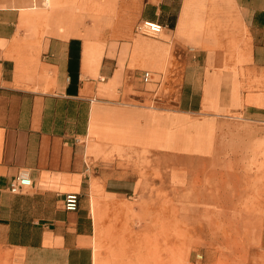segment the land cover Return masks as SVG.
Masks as SVG:
<instances>
[{"label": "crops", "instance_id": "1", "mask_svg": "<svg viewBox=\"0 0 264 264\" xmlns=\"http://www.w3.org/2000/svg\"><path fill=\"white\" fill-rule=\"evenodd\" d=\"M196 1L147 0L143 21L163 26L156 42L120 27L63 35L46 24L43 0H0V264H123L124 242L133 247L136 234L108 227L136 216L141 225L151 217L150 195L173 190L146 184L143 156L165 171L174 158L216 163L224 127L245 129L264 151V0ZM195 133L211 143L209 153L181 149ZM21 173L31 185L13 194ZM220 173L187 169L213 179L193 192L197 208L230 209L231 190L251 193L229 171L221 207ZM260 173L245 233L264 264ZM68 194L79 195L74 212L64 210Z\"/></svg>", "mask_w": 264, "mask_h": 264}, {"label": "rangeland", "instance_id": "2", "mask_svg": "<svg viewBox=\"0 0 264 264\" xmlns=\"http://www.w3.org/2000/svg\"><path fill=\"white\" fill-rule=\"evenodd\" d=\"M146 2L147 0H43L40 7L48 11L46 24L48 22V25L55 24L63 35L75 34L85 38L97 36V33L91 34V32L102 31L105 27H120L130 31V36L136 34L139 39L145 40V36L137 31V27L143 21L140 14ZM210 3L206 0L195 2L196 6L201 7ZM160 36L151 40L164 41V37ZM158 79L155 78L156 81ZM195 134L194 138H188V143L185 147L182 145L181 149L193 153H209L211 143L206 137L203 139L199 134ZM221 135V159L216 163L190 162L174 158L172 163H167L169 168L165 171L164 162L149 161L148 156L146 158L143 156L140 164L146 184L151 182V185L156 183L164 186L172 183L173 190L172 194L157 192L150 195L153 201L151 217H142L141 225L138 224L139 220L136 221V216L122 218L123 224L117 228L108 227L112 234L127 236L136 234L137 240L133 242V247H129V243L124 242L125 256L118 258L119 262L123 264L260 263V257L254 256L255 251L247 249L245 222L246 215L250 214V210L246 207L247 201L254 200L253 191L255 194L259 192L260 179L255 180L254 177L261 175L260 172L264 167V151H261L260 146L248 142V132L243 128L224 127ZM197 166L205 167L206 170L220 166V186L218 187L214 182L216 191L219 190L220 194L215 193L214 197L220 198L216 202H219L221 207L227 205L224 200H227L228 194L223 193L229 190L226 179V173L229 171L240 173L238 180L243 187L247 186L249 181L251 183L249 186H252L251 193H247L246 197H240L231 190V196L235 197V200L230 209L197 208V194L193 192H196L199 186L205 185L208 188L214 186L211 178L188 177L187 169H196ZM246 173H250L253 178L244 177L243 174ZM166 174L169 177L172 174L173 178L170 182L168 178L166 179ZM187 206L190 208H186ZM116 217L117 215L114 218Z\"/></svg>", "mask_w": 264, "mask_h": 264}, {"label": "built area", "instance_id": "3", "mask_svg": "<svg viewBox=\"0 0 264 264\" xmlns=\"http://www.w3.org/2000/svg\"><path fill=\"white\" fill-rule=\"evenodd\" d=\"M137 31L144 36L156 37L163 31V26L153 21H142L138 25ZM150 77V74L145 72L143 74V81L147 83L150 80ZM30 185V179H28L24 173H21L11 181L9 185V191L13 194H19L24 188L29 187ZM78 205L79 195L68 194L65 196L63 201V207L65 211L74 212L78 209Z\"/></svg>", "mask_w": 264, "mask_h": 264}]
</instances>
